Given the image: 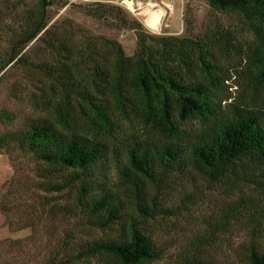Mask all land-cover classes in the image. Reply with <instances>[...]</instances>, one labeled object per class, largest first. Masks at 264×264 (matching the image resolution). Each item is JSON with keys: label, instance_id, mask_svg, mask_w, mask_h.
I'll use <instances>...</instances> for the list:
<instances>
[{"label": "trees", "instance_id": "trees-1", "mask_svg": "<svg viewBox=\"0 0 264 264\" xmlns=\"http://www.w3.org/2000/svg\"><path fill=\"white\" fill-rule=\"evenodd\" d=\"M202 1L212 20L195 35L188 12L183 37L111 3L0 0V81L14 73L29 108L0 110V155L34 167L41 213L69 225L42 264H165L150 228L195 221L216 189L218 213L170 264H221L225 246L227 264H264V0ZM54 8L134 31V55L51 24ZM238 229L250 241L231 246Z\"/></svg>", "mask_w": 264, "mask_h": 264}, {"label": "rangeland", "instance_id": "rangeland-1", "mask_svg": "<svg viewBox=\"0 0 264 264\" xmlns=\"http://www.w3.org/2000/svg\"><path fill=\"white\" fill-rule=\"evenodd\" d=\"M95 2L120 6L144 25L149 33L161 36H187L186 14L188 12L192 15V21L196 26L195 35L201 34L213 18L211 8L202 0H90L88 4ZM153 6L166 12L160 32H153L146 26V21L154 10ZM52 16L51 24L68 18L90 30L95 36H103L120 42L128 56L134 55L136 51L137 36L134 31L120 32L110 29L101 22L70 9L54 8ZM220 21L225 24L232 22L227 16H222ZM236 80L238 79L234 75L231 86ZM243 83L244 80L241 79L240 84ZM22 84L23 82L14 73L7 74L4 81H0V110L5 108L28 114V105L20 100L22 94L14 95V89L21 88ZM241 90L243 91L242 88ZM233 91L239 96L236 94V89ZM2 131L0 126V135ZM36 182L38 179L34 174V167L26 162L15 167L7 156L0 155V264H42L49 258L51 252L62 244L64 229H67L69 225L63 219L41 213L40 200L45 194L37 191ZM9 190L12 195L7 193ZM220 193L221 191L216 189L208 195L209 199L206 203L203 206L200 205L198 213L194 216L197 223L194 218H187L185 221H180L175 229L172 227V222L168 224V229L165 231L161 228L167 225L163 227L155 225L150 228L159 245L170 247L165 264L172 263V260L179 254L186 253L197 233L202 230L201 226L205 224L206 217L211 212L218 213L219 206L216 200L220 198ZM6 196L10 197L6 200ZM4 203L8 204L11 209L8 214L3 212ZM249 236L246 230L238 229L235 235L226 241L231 246H240L250 241ZM261 245L264 248V238ZM223 249L224 251L217 253L218 261L221 264H227L230 249L228 246Z\"/></svg>", "mask_w": 264, "mask_h": 264}, {"label": "bare ground", "instance_id": "bare-ground-1", "mask_svg": "<svg viewBox=\"0 0 264 264\" xmlns=\"http://www.w3.org/2000/svg\"><path fill=\"white\" fill-rule=\"evenodd\" d=\"M132 6V5H131ZM152 15L146 21V26L153 32H160L166 12L160 8H153ZM134 11V10H133Z\"/></svg>", "mask_w": 264, "mask_h": 264}, {"label": "built area", "instance_id": "built-area-1", "mask_svg": "<svg viewBox=\"0 0 264 264\" xmlns=\"http://www.w3.org/2000/svg\"><path fill=\"white\" fill-rule=\"evenodd\" d=\"M90 0H70L71 4H84L88 3Z\"/></svg>", "mask_w": 264, "mask_h": 264}, {"label": "crops", "instance_id": "crops-1", "mask_svg": "<svg viewBox=\"0 0 264 264\" xmlns=\"http://www.w3.org/2000/svg\"><path fill=\"white\" fill-rule=\"evenodd\" d=\"M152 8H156V7L153 6Z\"/></svg>", "mask_w": 264, "mask_h": 264}]
</instances>
